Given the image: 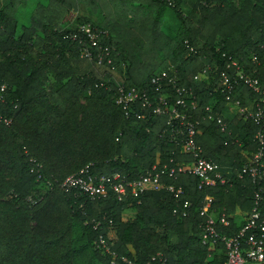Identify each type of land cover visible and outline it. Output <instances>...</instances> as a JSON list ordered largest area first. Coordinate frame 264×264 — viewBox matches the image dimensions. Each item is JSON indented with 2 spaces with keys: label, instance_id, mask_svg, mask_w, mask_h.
Wrapping results in <instances>:
<instances>
[{
  "label": "trees",
  "instance_id": "trees-1",
  "mask_svg": "<svg viewBox=\"0 0 264 264\" xmlns=\"http://www.w3.org/2000/svg\"><path fill=\"white\" fill-rule=\"evenodd\" d=\"M185 3L0 0V264H112L113 254L118 264L120 257L135 264H224L223 242L201 236L205 196L212 197L219 236L239 232L257 189L264 219V174L254 182L244 171L253 165L264 121V114L259 123L248 116L258 107L264 113V0ZM71 12L76 16L65 20ZM163 70L168 76L159 86L152 78ZM240 72L256 78L259 90ZM174 75L190 94L187 109L180 108L186 118L168 124L152 109L161 95H174L168 106L178 97L168 81ZM120 86L145 92L151 106L138 101L122 109ZM187 122L198 156L216 162L228 182L199 189L196 175L176 171L137 197L127 189L123 200L113 190L90 199L61 188L86 165L96 177L118 173L126 180L154 165L191 167L196 156L184 149ZM169 185L181 188L178 198ZM32 191L42 199L28 200ZM184 201L188 215L173 214ZM125 211L133 216L124 218ZM223 214L226 225L218 221Z\"/></svg>",
  "mask_w": 264,
  "mask_h": 264
},
{
  "label": "built area",
  "instance_id": "built-area-1",
  "mask_svg": "<svg viewBox=\"0 0 264 264\" xmlns=\"http://www.w3.org/2000/svg\"><path fill=\"white\" fill-rule=\"evenodd\" d=\"M82 29H85L89 32V29L85 26H82ZM93 38V36H90ZM235 65V62L232 63ZM229 66V65H228ZM173 67H168L167 71L172 70ZM167 71H161L159 74L152 78L153 82H156L161 85V80L167 78ZM205 72V70H203ZM236 71L238 67L236 65ZM240 78H244L245 83H247L255 91L259 90L258 80L256 78H249L245 76L242 72L239 73ZM224 77V84L227 82L225 73H222ZM201 74L195 75V78L199 79ZM176 76L168 77L173 90L177 93V96L174 103L171 106H168L167 99L172 95L168 92V95H161L158 98L159 105H155L152 109V112L160 115L165 114L168 116L167 123L170 124L173 119L186 118V113L180 110L181 107L187 109L185 98L190 94L188 89L185 87H178L176 84ZM140 101V105L145 109L151 106V101L147 97V94L143 92L139 94L137 89L132 87L128 90H124L122 86L119 87V94L117 96V103L124 110L131 109V106ZM238 104V101L235 102ZM259 105V104H257ZM196 100L191 102V107L196 108ZM238 111L245 114L246 117L252 116L254 120L259 123L262 119L263 111L258 107L255 113L249 112L248 116L245 113V108H238ZM6 123L10 122V119H5ZM219 121V120H218ZM180 124H183V120L180 121ZM186 128V139L184 141V149L192 152L194 154L195 160L193 161L191 167L184 168L183 166H178L175 170L174 167L166 168V165H163L162 169H159L154 165L149 171L147 170L145 174L141 175L138 178L132 180H126L124 177L115 173L111 176L101 175L96 177L89 173L88 165L82 167L79 171L72 173L66 176L61 182V188L65 192H71L73 190H79L85 194H88L90 199L107 197L109 190L115 192L116 198L118 200H123V197L128 194L127 189H130V194L133 197H137L143 192L144 186L146 184H154V187L157 188V183L162 174H167L170 177H174L176 171L179 172H189L190 174L196 175L199 178L198 188L201 189L205 186H214L217 183H225L229 181V178L226 177L220 171L219 165L216 162L199 157L200 149L196 146L194 136L195 130L193 124L187 122L184 125ZM221 131H225L226 125L221 123ZM181 131V130H180ZM179 131V133H180ZM258 140V148L253 154L251 163L244 168L249 171L254 182L260 180L264 174V121L262 122L261 128L257 131L256 136ZM228 173V172H227ZM241 175H239L240 177ZM167 189L174 194L175 198H178L182 193L181 188H174L172 185L167 186ZM260 189L254 192V207L252 211L248 214V219L246 223L240 228L239 232L232 236H219L217 232V220L213 215L214 209L212 208V197L205 196L203 204L200 208V214L205 217V220L202 224L201 236L204 240L209 238H219L225 247L226 251V262L224 264H264V219L261 217V212L259 210V201L261 200ZM190 207L189 201H184L182 209H173V214L178 215L179 217H186L188 215V208ZM221 224L226 225L227 221L224 214L221 215L219 220ZM117 255L113 254L111 258L112 264L117 263ZM122 264H135L132 260L126 257H120Z\"/></svg>",
  "mask_w": 264,
  "mask_h": 264
},
{
  "label": "rangeland",
  "instance_id": "rangeland-1",
  "mask_svg": "<svg viewBox=\"0 0 264 264\" xmlns=\"http://www.w3.org/2000/svg\"><path fill=\"white\" fill-rule=\"evenodd\" d=\"M189 1H190V0H186V3H185V5H184V7H186V5L188 4ZM75 16H76V13H75V12H71V13H69V14L66 16L65 20H67V21H71ZM80 101H81V102H84L83 99L80 100ZM41 199H42V194H41V193H38V192H36V191H32V192H31V197H30V196L28 197V200H31L33 203H34V202H37V201H39V200H41ZM133 213H134V212H133ZM133 213H130L129 211H125L124 214H123V216H124V218H128L130 215L133 216Z\"/></svg>",
  "mask_w": 264,
  "mask_h": 264
},
{
  "label": "crops",
  "instance_id": "crops-1",
  "mask_svg": "<svg viewBox=\"0 0 264 264\" xmlns=\"http://www.w3.org/2000/svg\"><path fill=\"white\" fill-rule=\"evenodd\" d=\"M226 172H228V170Z\"/></svg>",
  "mask_w": 264,
  "mask_h": 264
}]
</instances>
